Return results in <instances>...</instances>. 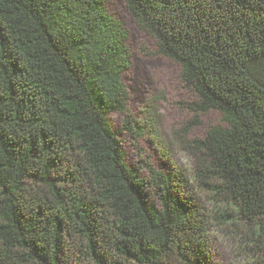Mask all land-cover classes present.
<instances>
[{"label":"trees","instance_id":"1","mask_svg":"<svg viewBox=\"0 0 264 264\" xmlns=\"http://www.w3.org/2000/svg\"><path fill=\"white\" fill-rule=\"evenodd\" d=\"M107 2L0 0V264H209L212 226L264 264V0H125L197 97L184 130L226 124L184 143L192 192L126 161L109 115L132 55Z\"/></svg>","mask_w":264,"mask_h":264},{"label":"rangeland","instance_id":"2","mask_svg":"<svg viewBox=\"0 0 264 264\" xmlns=\"http://www.w3.org/2000/svg\"><path fill=\"white\" fill-rule=\"evenodd\" d=\"M107 8L128 30L127 44L132 55L131 65L123 74L129 92L127 111L109 115L112 128L123 141L126 161L135 166L142 155L192 192L188 181L193 159L184 143L205 136L211 126L226 125L223 116L217 110L201 112L198 124L185 131V126L195 118L188 106L197 97L183 83L181 66L157 53L156 40L138 26L125 0H108ZM127 115L145 126L142 137L135 139L121 131ZM209 230L212 233L209 264H251L248 247L243 246L230 229L212 226Z\"/></svg>","mask_w":264,"mask_h":264}]
</instances>
